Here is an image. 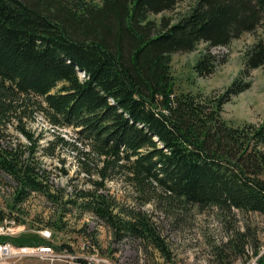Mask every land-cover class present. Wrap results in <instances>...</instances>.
Instances as JSON below:
<instances>
[{
    "label": "trees",
    "instance_id": "1",
    "mask_svg": "<svg viewBox=\"0 0 264 264\" xmlns=\"http://www.w3.org/2000/svg\"><path fill=\"white\" fill-rule=\"evenodd\" d=\"M182 1L0 0V123L16 110L25 113L26 101L35 99L52 126L78 129L83 138L77 140L88 150L82 161L94 154L103 179L125 169L138 192L150 195L148 186L155 185V195L179 207L264 215V121L233 127L222 117L224 106L252 87V72L264 67V41L245 52L243 70L213 100L177 94L172 74L173 54L193 52L200 43L228 47L264 29V0H196L177 22L151 20ZM226 62L209 51L194 70L207 77ZM3 154L0 165L10 166L19 194L42 191L29 166L20 168ZM91 197L88 207L116 235L170 256L147 213L122 218L105 206L104 196ZM236 234L230 243L240 258L248 233ZM9 240L21 247L53 245L31 232ZM259 250L251 252L258 256Z\"/></svg>",
    "mask_w": 264,
    "mask_h": 264
},
{
    "label": "rangeland",
    "instance_id": "2",
    "mask_svg": "<svg viewBox=\"0 0 264 264\" xmlns=\"http://www.w3.org/2000/svg\"><path fill=\"white\" fill-rule=\"evenodd\" d=\"M99 2V0H95ZM196 0L180 2L172 12L152 15L158 23L163 18L179 21L194 7ZM258 41H264V29L244 34L228 47L208 48L200 43L190 53L172 55V74L177 94L191 93L207 101L219 97L244 68L245 52ZM211 52L217 61L227 60L207 77H199L194 66L202 54ZM80 77L84 79V75ZM252 87L234 97L223 108L222 117L233 127L245 124L260 125L264 121V67L252 72ZM35 99L26 101L25 113L16 110L0 123V153L3 160H12L18 167L29 166L42 191H30L27 198L12 171L0 165V264H50L30 256L7 258L6 246L18 249L9 239L26 232L41 235L65 262L94 258L105 264H252L264 254V215L234 210L230 215L217 208L199 209L197 206H176L166 196L155 195V185L140 193L127 182L128 173L118 169L103 179L98 159L88 151L76 128L58 129L38 113ZM23 116V117H22ZM20 118V119H19ZM30 135L28 137L25 133ZM264 153V146L262 147ZM8 153V154H6ZM8 155V156H7ZM7 162H9L7 160ZM30 190V189H28ZM86 194L89 196L83 197ZM93 195L104 196L105 206L114 214L127 218L131 211L147 213L158 234L169 249V257L141 239L119 237L107 222L88 207ZM149 200L145 203V197ZM97 201V200H94ZM94 206V205H93ZM20 227L22 231L16 235ZM236 232H247L245 254L236 258L231 240ZM13 235V236H12ZM44 235H51L46 237ZM88 250L82 251L85 242ZM256 243V245H255ZM260 254L254 256L251 251ZM250 252V260L249 253ZM81 254V255H80ZM255 258V259H254ZM87 260V259H85ZM252 262V263H251ZM59 264V263H56Z\"/></svg>",
    "mask_w": 264,
    "mask_h": 264
},
{
    "label": "built area",
    "instance_id": "3",
    "mask_svg": "<svg viewBox=\"0 0 264 264\" xmlns=\"http://www.w3.org/2000/svg\"><path fill=\"white\" fill-rule=\"evenodd\" d=\"M22 227L14 233V235L20 233L22 231ZM13 236V235H12ZM46 237H51V235H44ZM18 249L14 251H6L5 255L7 258H21L24 259L28 256L32 258H38L43 261H48L50 264H105L106 261H96L94 258H85L83 260H76V257H69L65 262H59L58 260L52 262V259L59 258L56 250L52 247H33V248H26V247H17ZM90 248V244L86 241L82 246V251L88 250ZM81 255V254H80Z\"/></svg>",
    "mask_w": 264,
    "mask_h": 264
},
{
    "label": "bare ground",
    "instance_id": "4",
    "mask_svg": "<svg viewBox=\"0 0 264 264\" xmlns=\"http://www.w3.org/2000/svg\"><path fill=\"white\" fill-rule=\"evenodd\" d=\"M2 233V228H0V234ZM11 248L10 247H8V246H6L5 248H4V251L3 252H1V253H6V251H11L10 250ZM1 251V250H0ZM261 258V257H260ZM255 259V258H254ZM252 263V262H251ZM252 264H259V262L258 261H254Z\"/></svg>",
    "mask_w": 264,
    "mask_h": 264
}]
</instances>
